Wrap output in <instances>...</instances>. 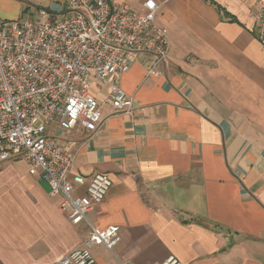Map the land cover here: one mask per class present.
<instances>
[{"label": "crops", "instance_id": "1", "mask_svg": "<svg viewBox=\"0 0 264 264\" xmlns=\"http://www.w3.org/2000/svg\"><path fill=\"white\" fill-rule=\"evenodd\" d=\"M114 1L138 7L144 0ZM42 2L32 18L67 0ZM156 2L171 42L164 74L147 77L148 59L140 55L116 78L134 97L131 114L114 113L104 103L109 84L95 80L104 127L59 136L77 150L73 173L102 172L113 182L88 219L99 229L119 226L121 240L113 251L100 244L90 250L99 264H161L170 256L182 264H264L259 0ZM20 3L0 0V21ZM18 160L1 162L0 170ZM30 175L29 187L17 185L15 197L0 199V264H53L90 233L59 211L46 180Z\"/></svg>", "mask_w": 264, "mask_h": 264}, {"label": "built area", "instance_id": "2", "mask_svg": "<svg viewBox=\"0 0 264 264\" xmlns=\"http://www.w3.org/2000/svg\"><path fill=\"white\" fill-rule=\"evenodd\" d=\"M160 4L144 0L136 7L114 0H67L39 8L34 19L0 21V163L20 159L40 175L59 198V211L72 224L85 222L89 235L53 264H99L90 248L113 251L120 228L99 229L88 213L107 197L112 179L97 172L73 173L77 150L59 139L77 127L96 134L108 116L93 90L109 84L104 101L114 113L131 114L134 97L116 82L146 55L147 77L164 74L170 36L157 20ZM264 46V0L253 12ZM161 264H182L176 256Z\"/></svg>", "mask_w": 264, "mask_h": 264}, {"label": "rangeland", "instance_id": "3", "mask_svg": "<svg viewBox=\"0 0 264 264\" xmlns=\"http://www.w3.org/2000/svg\"><path fill=\"white\" fill-rule=\"evenodd\" d=\"M45 4L46 3L42 2V0H22L20 7L16 8L18 10L14 9L8 14V19H30L36 15L35 12L37 11V8L46 6ZM24 9L26 11H24ZM18 12H20L19 16H14ZM9 162L13 163L0 170V199H4L5 197L8 198L7 195L10 197H15V190L13 188L17 187V185L29 187L32 180L28 171L29 166L25 161L18 160ZM3 166L4 164L0 165V168ZM41 184L46 190L49 189L46 181H41Z\"/></svg>", "mask_w": 264, "mask_h": 264}]
</instances>
